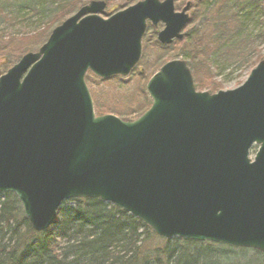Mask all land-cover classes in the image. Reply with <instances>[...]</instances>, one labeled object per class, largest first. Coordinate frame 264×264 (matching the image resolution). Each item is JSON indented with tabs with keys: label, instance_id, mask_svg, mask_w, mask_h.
Here are the masks:
<instances>
[{
	"label": "water",
	"instance_id": "1",
	"mask_svg": "<svg viewBox=\"0 0 264 264\" xmlns=\"http://www.w3.org/2000/svg\"><path fill=\"white\" fill-rule=\"evenodd\" d=\"M175 1L107 19L106 2L92 1L0 77V193L17 197L34 231L49 230L65 201L101 200L165 240L264 254V60L215 94L172 60L148 81L141 117L96 115L88 73L128 77L148 22L164 25L160 43L182 40L192 4L176 12Z\"/></svg>",
	"mask_w": 264,
	"mask_h": 264
},
{
	"label": "trees",
	"instance_id": "2",
	"mask_svg": "<svg viewBox=\"0 0 264 264\" xmlns=\"http://www.w3.org/2000/svg\"><path fill=\"white\" fill-rule=\"evenodd\" d=\"M90 1L93 0H0V24L7 23L8 27L15 30L5 35L4 33L8 31L7 27L0 28V54L11 56L17 54L14 56L17 61L26 53L38 51L55 27L61 25ZM129 1L135 3L136 0ZM231 3L232 0H193L194 12L191 24H194L195 29L185 34V41L191 49L188 64L199 91L208 88L214 93L221 89L220 84L213 80V70L220 66V61H226L228 57L244 56L239 61L242 65L243 62L248 61L246 58L252 53L250 47L248 53L239 51V48L242 42L244 47L249 45L247 23L256 8L263 3L251 4L250 14L248 12L242 14L245 9L240 8L243 6L234 9ZM35 16L38 18L33 28L35 33L27 35L26 31ZM144 44L143 58L139 64L144 69V73L136 70L134 74L138 73L140 79L146 81L148 71L150 68H157L167 49L149 33ZM153 44L161 55L156 57L154 64L144 66V58L147 53L151 55ZM239 52H242V55ZM262 60L263 57H259V61ZM145 86L138 90V96L146 100L138 104L141 115L151 106ZM133 99L136 100L135 97ZM121 117L129 118V113H123ZM156 239L160 238L139 219L101 200L77 199L64 202L53 226L43 233H37L25 217L17 197L11 193H0V264H231L234 262L220 259L216 261L213 252L218 251L217 247L225 250L224 254L229 251L236 257L240 252H244L247 260H252L255 264H264V254L258 251L181 239L163 240L167 249L156 250L153 254L148 250V245ZM170 246L172 249L168 248ZM250 253H253V256L249 257ZM245 264L248 263L245 261Z\"/></svg>",
	"mask_w": 264,
	"mask_h": 264
},
{
	"label": "rangeland",
	"instance_id": "3",
	"mask_svg": "<svg viewBox=\"0 0 264 264\" xmlns=\"http://www.w3.org/2000/svg\"><path fill=\"white\" fill-rule=\"evenodd\" d=\"M103 1L107 2L108 4L105 15H112L143 0H136L135 3L129 0H117L115 2H108L107 0ZM188 2H191L193 4V0H177V8L179 10L182 9ZM259 2L260 4L263 3V5H260L256 8L253 13V16L247 23L246 33H248V35L250 36L249 45L244 47V42H242V46L239 48V51H242L243 53H248V47L251 48L252 53H250L246 58L248 60L246 61L247 63L243 62L242 65L239 64V61L243 59L244 56H240L238 58L228 57L226 61H220V66L215 67V69L213 70V80L220 84V90L222 91L234 90L240 87L246 82L251 71L258 65L259 62H261L259 61V57H263L264 60V0H232L231 4L234 9L243 6L240 8L245 9L242 14H246L247 12L250 14L252 5L258 4ZM237 3H239V5H237ZM193 12L194 7L190 11L191 17L193 15ZM105 15H103L102 17L106 18ZM37 19L38 18L35 16L31 20L29 27L26 31V33H28L27 35H33L35 33L33 32V28H35L36 26L35 23ZM5 26L8 29V31L4 33L5 35H9L10 33L15 32L14 29L8 27L7 23L3 25L0 24L1 29H4ZM192 29H195L194 24H190L186 28L185 34L190 32ZM189 51H191V49L188 47L187 41H185V39L179 43L173 44L169 49L166 50V53H164L162 61L159 63L157 68H150L147 74L148 78L146 79V81L141 80L138 73L134 74L133 76L131 75L128 78H114L107 81H102L93 74H89L87 76V84L94 98L96 113L99 116L111 114L122 119H137L141 116V113L138 111V104L143 101L146 102L143 97L138 96V90L141 87H144V85H146L148 79L153 75V73L157 71L158 67H160L164 63L174 59H183L189 63ZM242 52L239 53L242 55ZM150 53L152 56L147 53L146 57L144 58V66L148 64H154L156 57H159L161 55L157 50L154 49L153 51H150ZM8 55L0 54V59L4 62L0 73H4L7 69L11 68L15 63L18 62V60L16 61L15 59L16 57H14L17 54H14L13 56H11L10 54ZM204 91L211 90L205 88ZM133 97H135L137 101L134 100ZM123 113H129V118L121 117V114ZM168 248L172 249L171 246ZM165 249H167V247L165 241H163L162 239H156L148 245V250L153 254L156 250L160 251ZM216 249L218 251L213 252L216 261H219L220 259L221 261H234L231 264H245V261L248 264H255L252 260H247L245 258L247 256L244 255V252H240L236 257L229 251H226L227 253L224 254L225 250H221L219 247H217ZM249 255V257H251V255L253 256V253H250ZM210 258L213 257L210 256Z\"/></svg>",
	"mask_w": 264,
	"mask_h": 264
},
{
	"label": "flooded vegetation",
	"instance_id": "4",
	"mask_svg": "<svg viewBox=\"0 0 264 264\" xmlns=\"http://www.w3.org/2000/svg\"><path fill=\"white\" fill-rule=\"evenodd\" d=\"M186 6V5H185ZM184 6V7H185ZM183 7V8H184ZM182 8V9H183ZM182 9H180V10H182ZM153 25L151 24V23H148V29H147V31H148V33H149V35L150 34H152V35H154L155 36V40L158 42V33H159V31H161L163 28H164V26L160 23V24H158V26L157 27H152ZM159 43V42H158ZM175 43H179L178 41H175L173 44H175ZM160 44V43H159ZM172 44V45H173ZM172 45H162V46H164V48L165 49H168V48H170ZM144 46H145V44H144ZM153 49L154 50H156L157 49V47L153 44ZM144 51V50H143ZM3 64H4V62L0 59V70H1V68L3 67ZM140 67H138V69H139ZM10 69V68H9ZM7 71H8V69L4 72V73H0V77L2 76V75H4V74H6L7 73Z\"/></svg>",
	"mask_w": 264,
	"mask_h": 264
}]
</instances>
